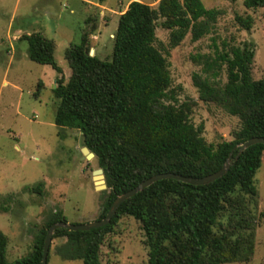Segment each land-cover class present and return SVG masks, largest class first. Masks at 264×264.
<instances>
[{
  "label": "trees",
  "instance_id": "obj_1",
  "mask_svg": "<svg viewBox=\"0 0 264 264\" xmlns=\"http://www.w3.org/2000/svg\"><path fill=\"white\" fill-rule=\"evenodd\" d=\"M243 5L247 10H264V0H243ZM222 15L220 9L205 8L201 0H159L156 7L132 0L119 15L111 60L90 55V36L83 33L79 43L64 52L70 69L66 80L55 62L51 40L39 32L19 38L27 43L30 61L50 66L57 74L51 89L54 124L78 131L83 146L103 170L107 192L97 220L105 217L118 196L154 175L205 177L219 171L235 149L234 159L242 143L264 138V79L252 78V43L216 45L214 41L212 53L191 57L201 67V74L192 75L199 100L240 121L230 140L207 143L203 124L195 126L190 119L194 102L180 103L170 88L169 50L188 34L192 42L209 35ZM159 20L160 27L169 31L166 55L155 45ZM234 22L250 31L253 18L235 15ZM43 87L38 83L34 97ZM263 152L262 144L250 146L223 177L207 185L157 181L124 201L104 227L57 229L52 238L65 240L58 253L65 260L101 264L106 237L115 232L122 217H131L144 233L147 264L247 263L254 255L258 224L264 223V211L257 212L254 185ZM9 202L10 197L0 199V210L7 212ZM60 222H67L61 211L50 214L34 236L31 251L12 262L6 259L8 238L0 231V264H41L47 230Z\"/></svg>",
  "mask_w": 264,
  "mask_h": 264
},
{
  "label": "rangeland",
  "instance_id": "obj_2",
  "mask_svg": "<svg viewBox=\"0 0 264 264\" xmlns=\"http://www.w3.org/2000/svg\"><path fill=\"white\" fill-rule=\"evenodd\" d=\"M131 1L0 0V199L10 197L9 210H0V231L8 238V262L31 251L34 236L55 211H61L69 224L97 220L107 192L94 188L93 171L99 167L95 158L83 159L81 134L54 124L55 101L51 89L56 72L50 66L30 61L27 43L19 38L39 32L51 40L55 45V62L66 80L70 69L64 52L78 44L83 33L90 36V55L111 60L119 15ZM137 1L156 7L159 0ZM201 2L207 9H220L223 15L211 33L199 41L192 42L188 34L179 46L169 50L167 61L170 88L175 97L180 103L194 102L192 123L195 126L202 123L205 141L216 145L230 140L232 133L240 128V121L220 107L199 100L192 75L201 74V67L191 57L212 53L214 41L216 45L223 41L230 45L250 42L255 51L252 78L264 79V10H247L243 0ZM235 15L251 16V30L239 28L234 22ZM160 23L161 20L155 45L166 55L169 31L162 29ZM40 82L44 87L36 98L34 94ZM221 82H226L224 72ZM261 159L254 176L258 213L264 211V152ZM33 187L37 189L29 191ZM119 223L101 247V264H147L148 249L139 222L122 217ZM64 243V239L52 238L47 264H82L61 257L58 248ZM226 264H264V223L260 221L256 229L253 258L247 263Z\"/></svg>",
  "mask_w": 264,
  "mask_h": 264
},
{
  "label": "water",
  "instance_id": "obj_3",
  "mask_svg": "<svg viewBox=\"0 0 264 264\" xmlns=\"http://www.w3.org/2000/svg\"><path fill=\"white\" fill-rule=\"evenodd\" d=\"M55 82L56 81H54V83ZM53 88H55V85L53 86ZM256 144L264 145V138L254 137V138H251V139L247 140L246 142L242 143L241 145L236 147L237 148V155L234 159H232L231 156H232V152L235 149L230 153L229 157L227 158V160L225 161V163L223 164V166L221 167V169L219 171H217L213 174L207 175L205 177H201V178L183 177V176L173 174V173H163V174L154 175V176L144 180L138 186L131 189L130 191L118 196L113 201V203L110 205L105 217L101 220H95V221H92V222L87 223V224H78V225L69 224L67 222H60V223L52 224L49 227V229L47 230V233H46V236L44 239L41 264H47L48 250H49L50 243H51L53 233L55 230L66 229L68 231H89L91 229H97V228L104 227L110 223L112 218L115 216L117 209L120 207V205L124 201L135 196L137 193L143 191L145 188L151 186L152 184H154L155 182L160 181V180L170 179V180L179 181V182L189 184V185H193V186H203V185H207L209 183H212L215 180L220 179L221 177H223L226 174V172L231 167L233 162L235 160H237V158L241 155V153L244 150H246L250 146H253ZM81 152L83 154V159L88 160V159H94V157H95L94 154L92 152H90L86 147H83L81 149ZM93 183H94V188L96 190L102 191V190L107 189L106 182H105V176H104L102 169L98 168L95 171H93Z\"/></svg>",
  "mask_w": 264,
  "mask_h": 264
},
{
  "label": "crops",
  "instance_id": "obj_4",
  "mask_svg": "<svg viewBox=\"0 0 264 264\" xmlns=\"http://www.w3.org/2000/svg\"><path fill=\"white\" fill-rule=\"evenodd\" d=\"M19 33V32H18ZM13 38H15V36L13 37ZM52 84V83H51ZM53 88V87H52Z\"/></svg>",
  "mask_w": 264,
  "mask_h": 264
}]
</instances>
